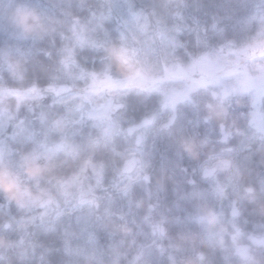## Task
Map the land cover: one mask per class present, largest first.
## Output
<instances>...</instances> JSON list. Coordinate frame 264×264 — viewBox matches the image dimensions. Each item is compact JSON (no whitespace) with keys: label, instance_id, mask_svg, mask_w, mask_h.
<instances>
[{"label":"trees","instance_id":"1","mask_svg":"<svg viewBox=\"0 0 264 264\" xmlns=\"http://www.w3.org/2000/svg\"><path fill=\"white\" fill-rule=\"evenodd\" d=\"M127 1L134 10L181 30L178 38L186 45L176 50V61L182 63L205 52L200 38L209 49L248 42L259 30L252 16L264 7V0ZM20 8L40 11L61 26L43 41L24 40L12 22ZM108 8L112 10L105 0H0V80H4L0 83L12 90L37 87L48 92L18 109L13 98L0 111L4 125L0 155L9 176L14 180L18 174L27 176L26 167L34 163L51 166L52 175L39 181L42 187L54 190L64 181L77 179L83 187L94 189L98 198L92 208L74 209L44 225L39 217L42 208L25 209L0 194V238L11 246L0 253V264H245L229 234H208L205 218L220 215L226 230H235L238 221L250 235L241 243L252 247L254 240L264 238V135L232 158L241 175L240 194L233 191L231 174L223 164H216L218 170L211 175L201 166L255 133L252 100L236 97L223 106L212 104L225 110L223 127L215 117L208 118L210 103H190L188 98L181 102L173 122L160 128L148 173L132 184L124 198L113 187L124 175L128 154L136 144L129 127L160 114L163 93L129 86L128 95L110 110L115 120L119 116L118 126L110 132H104L97 118L78 105L56 100L61 92L55 94V85L71 84L64 75L68 61L62 49L81 23L86 26V30L79 26L84 28L82 33L97 38L96 44L78 41L75 45L78 66L86 73L110 68L114 78L124 79L106 59L107 47L124 43L122 20ZM5 56L23 64L22 76L8 68ZM159 61L167 67L161 55ZM112 84L109 88L116 89ZM185 140L198 145L195 155L184 150ZM232 212V221L227 222L224 215L231 217ZM259 255L248 264H264L263 244Z\"/></svg>","mask_w":264,"mask_h":264},{"label":"rangeland","instance_id":"2","mask_svg":"<svg viewBox=\"0 0 264 264\" xmlns=\"http://www.w3.org/2000/svg\"><path fill=\"white\" fill-rule=\"evenodd\" d=\"M105 1L109 6L111 5L112 10L116 11L122 20L124 28L121 33V40L124 43L120 45L127 48L128 55L131 56V60H128L126 57V61L133 65L146 64L150 70L149 73L146 75L141 71H137L140 75L137 76V73H135L130 76L126 80L129 82L127 87L121 88L117 86L115 89L114 87L109 88V85L111 83L115 84V81L122 78H114L110 68H105L100 72H84L75 61V45H78V41L96 44L95 38L97 37L90 32L88 34L86 32L82 33L84 28L86 30V26L81 23L80 25L84 26V28H79L80 25H76V28L70 34V39L62 49L66 53L68 61L64 75L71 81V84L55 85L54 92L55 94L61 92V96L56 97L57 101L78 105L79 109L85 114L92 118L96 117L104 132H110L114 127L118 126L117 121H119V116L117 115L115 120L110 110L128 95L130 87L147 86L148 89L163 93L162 112L158 115L155 114L150 119L144 120L141 124L129 127V133L136 137V144L128 154L124 175L114 183V192L120 198L127 197L132 184L148 173L151 167L150 157L152 148L160 128L173 122L181 102L184 103V100L188 98L190 103L206 102L210 104L217 103L223 106L235 100L236 97H247L256 105L255 133L248 139L242 140L237 147H231L226 152L211 156L201 166V170L206 175H211L218 170L216 164H223L222 166L231 174L229 180L233 182V191L240 194L241 175L234 162L230 163V160L247 146H250L256 138L264 135V7L261 6L252 16V19L258 22L259 30L248 42L238 47L209 49L208 42L200 38L199 43L206 49L205 52L199 58L194 59L191 56L189 62L182 63L176 61V50L179 46L185 47L186 45L178 38L181 30L177 28L173 29L169 25L164 26L163 22H159L150 14L134 10L127 0ZM112 10L109 9V11ZM105 16L107 15L104 14L103 17ZM160 55L166 60L167 67L164 66L163 68L161 66L159 61ZM8 60L9 57L6 56L3 59L9 68ZM3 67H1V70H3ZM219 69H223L225 72L239 69L243 75L239 77L224 75L219 82H216L212 79V76ZM185 73L190 74V79L185 78ZM149 77H154L157 80L156 87H152L151 83L148 82ZM0 81L4 80L1 78ZM0 89L6 90L9 94L6 101L0 102V111L13 98L17 101L18 109L25 101L41 99L48 94L47 91L37 87L30 88L28 91L12 90L2 83H0ZM173 97L176 100L174 105L171 99ZM88 103H92V106L89 107ZM3 126V120L0 117V134L4 130ZM52 155L49 160H52V157L54 158V154ZM3 160V157L0 155V166L5 167L7 170L8 167ZM7 172L9 174V170ZM30 179L33 180L29 175L22 177L20 174H18V180L16 179L17 183L29 189L37 198L35 204L24 208L35 209L38 206L42 208L39 217L44 219V225L48 224V221L55 220L74 209L92 208V205L98 199L94 195V189L83 187L82 181L77 179L64 181L60 186L54 188L56 191L51 187H42L35 180L30 184ZM74 197H77V199L74 200ZM228 202L230 206V200ZM233 214L234 212H232L231 217L224 215L225 220L231 222ZM211 218L213 223H209L208 217L205 218V227L208 234L212 236L216 234L224 236L223 233L229 234L231 236L229 239L233 245L242 251V257L246 260L245 264H248L250 260H254L255 256H260L259 246L261 244L264 245V238L254 240L255 247L241 243V240L250 235H248L244 227L238 225V221L235 230L233 227L226 230V226L224 227L220 215H212ZM35 219L37 218L35 217ZM35 219H31L33 223H36ZM39 223H36L37 227L41 226ZM160 227L161 225L157 224L158 230H160ZM225 239L223 237V243L228 242ZM241 247L245 248L242 250ZM145 264H148V261Z\"/></svg>","mask_w":264,"mask_h":264},{"label":"clouds","instance_id":"3","mask_svg":"<svg viewBox=\"0 0 264 264\" xmlns=\"http://www.w3.org/2000/svg\"><path fill=\"white\" fill-rule=\"evenodd\" d=\"M12 22L15 25L19 36L22 39L29 41H43L50 38L61 26L60 21L51 18L40 11L29 8L17 9ZM105 54L106 59L110 62L115 72L125 80L134 75L136 71H141V65H133L126 62V57L128 60H131V56L128 55L127 48L122 45H110L105 49ZM8 63L17 75H23L24 66L20 61L9 57ZM8 95L9 94L6 90L0 89V102L6 101ZM207 107L208 118L211 119L215 117L222 122L221 126L223 127L225 110L212 104L207 105ZM182 147L189 154L195 155L198 145L192 140H185L182 143ZM25 171L33 180L39 182L40 180L51 176L53 169L51 166L34 163L27 166ZM0 194L6 196L9 200L15 201L21 207H29L37 201L34 194L29 189L17 183L16 180L12 179L3 166H0ZM208 219L209 223H213L210 215ZM10 247L8 241L0 238V253L9 250Z\"/></svg>","mask_w":264,"mask_h":264},{"label":"snow or ice","instance_id":"4","mask_svg":"<svg viewBox=\"0 0 264 264\" xmlns=\"http://www.w3.org/2000/svg\"><path fill=\"white\" fill-rule=\"evenodd\" d=\"M149 68L147 67L146 64H141V72L144 74H148L149 73ZM185 78L186 79H190V74L185 73ZM224 75H235L237 77L242 76L243 73L239 70V69H235L233 71L230 72H225L223 69H219L215 74H213L212 79L215 80L216 82H219ZM148 82L151 83L152 87H156L157 86V80L154 77H149L148 78ZM129 84L128 81L123 80V79H119L117 81H115V85L121 88H125L127 87ZM172 99V103L173 105L175 104L176 100L175 97L171 98Z\"/></svg>","mask_w":264,"mask_h":264}]
</instances>
